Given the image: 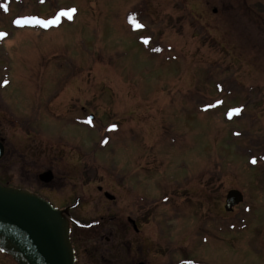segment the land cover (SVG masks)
I'll use <instances>...</instances> for the list:
<instances>
[{
  "label": "rangeland",
  "instance_id": "1",
  "mask_svg": "<svg viewBox=\"0 0 264 264\" xmlns=\"http://www.w3.org/2000/svg\"><path fill=\"white\" fill-rule=\"evenodd\" d=\"M229 2L18 0L0 18V65L15 68L6 97L18 112L52 100L48 136L88 153L98 142V185L121 205L162 198L165 235L195 264H264V21ZM75 104L96 128L72 121ZM232 189L244 202L230 213Z\"/></svg>",
  "mask_w": 264,
  "mask_h": 264
},
{
  "label": "flooded vegetation",
  "instance_id": "2",
  "mask_svg": "<svg viewBox=\"0 0 264 264\" xmlns=\"http://www.w3.org/2000/svg\"><path fill=\"white\" fill-rule=\"evenodd\" d=\"M17 1L0 0V18L13 12L12 18L18 8L11 7ZM2 5H7V11ZM232 5L245 20L264 21V0H230L229 6ZM14 69L13 65H0V185L42 198L64 212L69 222L75 264H195L183 248H178L179 243L166 237L163 220L167 217L162 219L163 211H160L162 198L134 194L131 201L128 198L121 205L116 192L98 185L102 182L95 155L100 149L98 142L92 144L88 153L83 147L69 142L66 146V141L53 139L45 133L43 115H50L52 100L45 98L41 103L32 102V115L17 111L6 97ZM77 106L75 104L74 111H79L80 115L73 114L76 120L72 121L95 127L94 114H87L89 120H85L82 113H86V107ZM117 123L105 127V133L117 130ZM102 139L107 140L106 137ZM66 153L76 164L74 170L79 171L77 181L78 175L65 168ZM173 195L174 199L186 202L189 190L175 189ZM235 208L228 211L231 213ZM93 213L99 216L87 218L86 214ZM175 253L181 258H174ZM0 264L17 263L0 251Z\"/></svg>",
  "mask_w": 264,
  "mask_h": 264
},
{
  "label": "water",
  "instance_id": "3",
  "mask_svg": "<svg viewBox=\"0 0 264 264\" xmlns=\"http://www.w3.org/2000/svg\"><path fill=\"white\" fill-rule=\"evenodd\" d=\"M242 202L240 191H229L227 209ZM0 251L17 264H75L64 212L42 198L1 185Z\"/></svg>",
  "mask_w": 264,
  "mask_h": 264
},
{
  "label": "snow or ice",
  "instance_id": "4",
  "mask_svg": "<svg viewBox=\"0 0 264 264\" xmlns=\"http://www.w3.org/2000/svg\"><path fill=\"white\" fill-rule=\"evenodd\" d=\"M5 9V11H7V5H2ZM76 10L75 9H72L71 12H75ZM62 15H67L69 18H71V14L70 13H62ZM16 24L18 25H25V24H44V26H47V24L43 21H39V20H36L35 18H23V19H18L15 21ZM139 27V25H137ZM4 35H6L5 33H0V37H3ZM147 42V41H145ZM236 112H238L239 110L236 109L234 110ZM255 162V161H254Z\"/></svg>",
  "mask_w": 264,
  "mask_h": 264
}]
</instances>
